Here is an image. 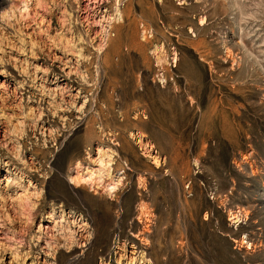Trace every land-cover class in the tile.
I'll return each instance as SVG.
<instances>
[{
    "label": "rangeland",
    "instance_id": "374dc122",
    "mask_svg": "<svg viewBox=\"0 0 264 264\" xmlns=\"http://www.w3.org/2000/svg\"><path fill=\"white\" fill-rule=\"evenodd\" d=\"M142 256L264 264V0H0V264Z\"/></svg>",
    "mask_w": 264,
    "mask_h": 264
},
{
    "label": "bare ground",
    "instance_id": "6f19581e",
    "mask_svg": "<svg viewBox=\"0 0 264 264\" xmlns=\"http://www.w3.org/2000/svg\"><path fill=\"white\" fill-rule=\"evenodd\" d=\"M119 24V23H118ZM201 24V23H200ZM150 25V24H149ZM116 26V25H115ZM120 26V25H119ZM117 28V27H116ZM152 42V41H151ZM225 100V99H224ZM238 119H240V115L239 114H236V118H235V120H238ZM237 123V122H236ZM241 124V123H240ZM107 155V154H106ZM104 157H106V156H104ZM110 157V156H109ZM108 158V157H107ZM114 164H115V162H113V160H111V158H109V159H104V158H100V159H98V161H97V165H98V168H96V169H93V168H89L90 170H89V172H88V174H87V177L86 176H82L81 177V179L79 178V179H76V178H71L70 179V182L71 183H80V182H82V181H84V182H87V183H89V184H93L94 182H96V181H98L99 180V182H105V178L107 177H109L112 181H111V183H109V184H107V185H109V189L110 190H112V191H114L115 192V190L118 188V185H119V183L118 182H120V179L118 178L117 180H116V178H114V175H113V170H114ZM78 166H79V164H78ZM77 166V167H78ZM95 184V183H94ZM118 190V189H117ZM141 209H142V207H141ZM185 210V209H184ZM142 211V210H141ZM183 213H184V211H182ZM144 213V212H143ZM125 215H126V209L123 207L122 209H121V211H120V213H119V216H118V219H117V221L118 222H120L122 219H124V217H125ZM233 215V214H232ZM233 218L234 219H236V222H239L240 220H239V216H236V215H234L233 216ZM116 222V221H115ZM114 222V223H115ZM139 222H142V218H140L139 219ZM117 223V222H116ZM116 223H115V225H116ZM117 225H118V223H117ZM121 225V224H120ZM111 226V225H110ZM109 235H110V232H107L106 233V237L108 238L109 237ZM135 237H137V235H134ZM106 238V242H107V244L109 243V241H108V239ZM105 248H107L106 246H105ZM141 260V261H140ZM145 263V257H141L139 260L137 259V258H131V262H130V264H144Z\"/></svg>",
    "mask_w": 264,
    "mask_h": 264
}]
</instances>
